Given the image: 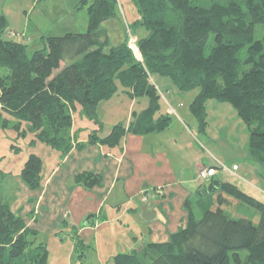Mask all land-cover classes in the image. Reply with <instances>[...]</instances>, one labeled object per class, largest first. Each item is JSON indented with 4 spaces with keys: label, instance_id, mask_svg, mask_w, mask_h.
<instances>
[{
    "label": "trees",
    "instance_id": "obj_1",
    "mask_svg": "<svg viewBox=\"0 0 264 264\" xmlns=\"http://www.w3.org/2000/svg\"><path fill=\"white\" fill-rule=\"evenodd\" d=\"M131 1L137 8L133 26L143 30L136 39L140 58L126 35L113 43L104 26L117 18V0H78L75 7L87 10L86 30L43 32L42 46L31 53L8 35L0 14V132L28 131L64 155L72 146L73 113L97 120L98 103L114 94L117 81L130 97H148L128 130L160 131L169 117H154L160 108L152 80L157 73L179 91L199 88L190 107L201 120L208 99L231 102L249 130V159L264 168V0ZM256 24L263 27L261 38L255 37ZM125 130L115 124L99 140L115 145ZM41 169V158L30 153L19 176L38 189ZM75 180L91 187L99 175L84 171ZM209 186L214 200L199 216L188 209L184 226L166 241L118 253L114 264H264V202L228 181L214 179ZM81 246L76 239L75 250ZM0 264H48L46 242L11 210L1 190Z\"/></svg>",
    "mask_w": 264,
    "mask_h": 264
},
{
    "label": "crops",
    "instance_id": "obj_2",
    "mask_svg": "<svg viewBox=\"0 0 264 264\" xmlns=\"http://www.w3.org/2000/svg\"><path fill=\"white\" fill-rule=\"evenodd\" d=\"M77 1L61 0L63 6L83 8L75 7ZM84 17L87 22V17ZM57 19L60 20L62 17L38 16L34 22L37 30L35 35L51 30L50 27L45 29L40 26L44 20L49 26ZM84 20H81L82 25ZM111 20L117 24V19ZM111 20L105 21L104 26L107 27ZM27 21L30 23L32 18L31 21L30 19ZM121 27L120 24L115 31L109 29L111 39H114L115 35L120 37V40L124 39ZM8 28L13 30L11 27ZM125 97L129 99L131 107V101L136 98ZM108 101L98 103L96 108L98 119H103V107ZM181 103L177 99H166V108H159L156 116L169 117L168 124L177 125L178 133L167 135L168 126L160 131L133 133L128 130L130 122L138 114L133 111L134 116L131 114L128 117L124 125L126 130L115 145L99 140L108 135L113 125L108 126L102 135L97 134V138H92L87 135V132L90 134L87 124L84 126L76 124L79 119L84 121L85 115L78 111L74 112L71 127L72 146L66 154L62 155L59 150L40 143L34 147L35 153L42 160L40 188L34 189L26 185L18 173L15 179L6 182L8 189L5 198L10 202L11 210L23 219L26 226L36 230L42 240L44 237L47 240L51 237L60 238V244L67 246V256L72 255L71 249L76 251V239L83 242V249L85 248L81 251L83 254L93 242L98 246L100 240L108 241V238L114 237L120 229H124L123 234L127 230L132 234L131 246L136 242L137 234L143 235V230L146 229L151 236H148L150 241L146 239L145 242L166 241L172 232L184 226L188 209L199 216L205 207L212 204L214 193L209 186L211 180L227 181L225 178H218L217 171L209 181L197 178L201 167L214 164L199 150L191 129L184 127L185 122L180 119L176 109ZM182 111L189 113L187 109ZM173 114H176L178 119L170 117ZM251 163L261 172L259 164L253 161ZM233 166L236 168L230 175L238 176L240 168L237 163L228 168L232 169ZM84 171L99 175L98 183L91 187L78 183L75 175ZM0 175L4 178L6 174L2 172ZM236 186L244 192L250 191ZM145 193H151L153 199L143 203ZM143 204H148L149 209L156 210L155 218L151 220L142 218L140 206ZM86 218H89L87 223ZM64 240L69 242L63 243ZM117 243L114 245L117 252L125 253L124 244ZM143 245L140 244L134 250Z\"/></svg>",
    "mask_w": 264,
    "mask_h": 264
},
{
    "label": "rangeland",
    "instance_id": "obj_3",
    "mask_svg": "<svg viewBox=\"0 0 264 264\" xmlns=\"http://www.w3.org/2000/svg\"><path fill=\"white\" fill-rule=\"evenodd\" d=\"M118 15L117 24L111 20L108 23V29L115 31L117 26L122 25L123 36L127 38V45L129 47V41L137 39L142 35V29L133 26L134 20L137 17V8L131 0H117ZM0 14H3L7 20V27H11L13 30V40L21 41L27 45V50L31 53L34 49L42 46L40 35H35L37 31L34 25L36 18L41 17H62L57 19L55 22L49 24L44 20L43 24H40L42 28L47 29L50 27V34L61 35L65 32H83L87 28L86 16L88 18L87 10L83 8H71L68 5L62 4L61 0H0ZM32 18V21H31ZM30 19V23L27 20ZM85 19L83 25L81 20ZM85 23V24H84ZM119 23V24H118ZM29 24V25H28ZM119 29V28H117ZM20 35V39L18 36ZM263 35V27L261 24L255 25V37L261 38ZM123 40V39H122ZM120 37L115 35L113 43L120 42ZM130 48V47H129ZM138 48V47H137ZM131 49V48H130ZM132 50V49H131ZM136 56L137 52L132 50ZM139 51V50H138ZM140 54V53H139ZM138 56V55H137ZM136 56V57H137ZM139 58V57H138ZM64 63H61V66ZM58 69L54 70L56 73ZM152 80L159 93L158 100L160 101V109L166 108V99L170 100L177 99L181 101V105L178 106V114L180 119L185 122V128L191 129L194 139H196L197 146L202 154L209 158L214 164V170L217 171L218 178H225L229 181L233 178L230 183L240 186L244 190H250L246 192L258 200L264 202V168L260 165L261 170L258 171L257 166L251 163L249 159L248 141H249V130L247 125L243 122L239 116L235 106L227 100L208 99L205 102V115L203 120L199 119L191 110L190 104L193 97L199 92V88H193L187 91H179L172 80L165 76L157 73L152 74ZM117 89L114 94L107 100H109L103 107V119L91 118L84 116V121L80 120L77 125L84 124L88 125L90 132L96 135H102L107 131L108 126L115 124L127 123L128 117L134 112L139 113L143 108L148 106V97L138 96L134 97L129 107V99L125 96H129L125 91L120 82H116ZM157 85V86H156ZM173 89V90H172ZM172 91V92H171ZM131 98V97H130ZM104 101V100H103ZM182 109H187V112H183ZM130 111V112H129ZM159 113L157 110L154 114L156 117ZM170 117L178 119L176 114ZM157 118V117H156ZM87 121V123H85ZM80 125V126H81ZM167 135L178 133V127L174 123L167 125ZM97 129V130H94ZM89 132V133H90ZM98 132V133H97ZM87 135L89 136L90 134ZM91 136V135H90ZM30 132L26 131L24 135H17L13 129H3L0 132V171L6 174L5 177L0 175V190L5 195L8 188H6L9 179H15L16 173L20 175V169L23 167L27 157L30 153H35L34 147L40 143V145L46 146V144L34 139ZM49 147V146H47ZM36 148V147H35ZM36 154V153H35ZM233 163H237L240 168L238 176H231L230 173H234L236 167H231ZM207 166L201 167L204 168ZM229 172V173H228ZM245 172V174H244ZM222 173V175H221ZM222 176V177H220ZM3 185V186H2ZM260 190V191H259ZM151 194V193H150ZM261 198V199H260ZM149 198L147 201L152 200ZM146 201V202H147ZM143 203H146L142 200ZM249 214H252L253 210H247ZM258 216L254 217V221H257ZM124 229L108 238V241L100 240L98 246L93 242L82 254L83 247H77L78 250L70 251L72 255L67 256V246L60 244V238H49L46 242L48 249V264H114V257L118 254L114 245L119 243L124 244L123 249L125 253H130L134 248L140 244H146L148 236H151L149 231L143 230V235L137 234V240L132 244V234L128 230L123 234ZM100 236H103L102 233ZM105 237V236H104ZM131 240V241H130ZM66 242H69L66 240ZM65 240L63 243H66ZM116 243V244H115ZM69 244V243H68ZM74 252V253H73ZM245 251H241L243 256Z\"/></svg>",
    "mask_w": 264,
    "mask_h": 264
},
{
    "label": "built area",
    "instance_id": "obj_4",
    "mask_svg": "<svg viewBox=\"0 0 264 264\" xmlns=\"http://www.w3.org/2000/svg\"><path fill=\"white\" fill-rule=\"evenodd\" d=\"M8 35L9 36H16V35H14L13 34V32L12 31H10V30H8ZM18 39H20V35L18 36ZM129 41V47L132 49V50H134V51H136L137 52V54H136V56L137 57H139L140 58V54H139V51H138V48H137V45H136V41H135V39H130V40H128ZM214 166H207V167H204V168H202V169H200V170H198V173H197V178L199 179V180H201V181H209L210 180V178H211V176L215 173V170H214V168H213ZM159 193V192H158ZM153 198V196L150 194V193H145L144 195H143V201L144 202H146L149 198Z\"/></svg>",
    "mask_w": 264,
    "mask_h": 264
},
{
    "label": "water",
    "instance_id": "obj_5",
    "mask_svg": "<svg viewBox=\"0 0 264 264\" xmlns=\"http://www.w3.org/2000/svg\"><path fill=\"white\" fill-rule=\"evenodd\" d=\"M140 212L141 216L145 220H151L155 218L156 216V210L154 209H149L148 204H143L140 206Z\"/></svg>",
    "mask_w": 264,
    "mask_h": 264
}]
</instances>
